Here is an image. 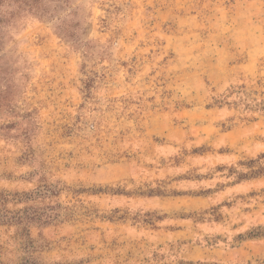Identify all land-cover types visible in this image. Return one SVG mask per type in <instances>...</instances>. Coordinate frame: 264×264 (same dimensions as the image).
<instances>
[{
	"label": "rangeland",
	"instance_id": "374dc122",
	"mask_svg": "<svg viewBox=\"0 0 264 264\" xmlns=\"http://www.w3.org/2000/svg\"><path fill=\"white\" fill-rule=\"evenodd\" d=\"M0 264H264V0H0Z\"/></svg>",
	"mask_w": 264,
	"mask_h": 264
},
{
	"label": "crops",
	"instance_id": "0c3cea01",
	"mask_svg": "<svg viewBox=\"0 0 264 264\" xmlns=\"http://www.w3.org/2000/svg\"><path fill=\"white\" fill-rule=\"evenodd\" d=\"M249 58H256V56L250 55ZM249 63H251V59L248 60V64ZM240 131L243 132L242 128H230L222 131L217 138V140L222 141L218 143V146L224 143L232 145L235 142ZM209 165H211V163H209ZM205 169L206 168H204V172H199L198 174L187 172L185 168L176 165H165L146 169L144 176V178L146 179L173 180L176 178L178 179V181L183 183L182 191H176V193L174 194L148 195L147 199L151 202L150 208H160L161 206L159 203H157L156 205H154L153 203L159 202V200L161 199H163L164 201L174 202V204H172L170 208L165 209L185 210L187 212L198 208H206V206L209 204L207 190L213 187L214 180L212 176L205 171ZM183 225L184 224H182V226ZM180 230L181 229L179 228H174L168 231V233L170 235H174Z\"/></svg>",
	"mask_w": 264,
	"mask_h": 264
},
{
	"label": "clouds",
	"instance_id": "9594fccd",
	"mask_svg": "<svg viewBox=\"0 0 264 264\" xmlns=\"http://www.w3.org/2000/svg\"><path fill=\"white\" fill-rule=\"evenodd\" d=\"M215 231H227V226L221 228V227H217L216 229H214Z\"/></svg>",
	"mask_w": 264,
	"mask_h": 264
}]
</instances>
